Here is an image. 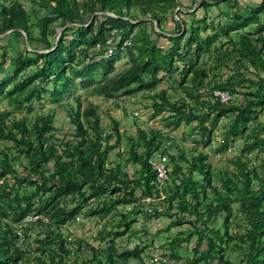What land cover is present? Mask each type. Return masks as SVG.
I'll use <instances>...</instances> for the list:
<instances>
[{"label":"trees","instance_id":"16d2710c","mask_svg":"<svg viewBox=\"0 0 264 264\" xmlns=\"http://www.w3.org/2000/svg\"><path fill=\"white\" fill-rule=\"evenodd\" d=\"M221 4L226 12L220 11ZM179 7L184 8L177 0H0V68L8 60L7 74L0 79V105L5 100L9 107L0 108V264H19L25 259L14 228L31 214L48 221L34 224L47 229L44 238L36 240L34 250L43 258L35 261L54 264L58 259L61 264L71 254V242L61 229L90 202L97 205L88 208L85 217L104 220L119 205L140 204L147 198L152 202L164 199L162 214L174 219L169 228L183 223L195 228L185 239L175 238L168 244L176 260H180L177 251L181 245L196 237L190 264H210L211 259L230 264L224 258L227 250H245L240 264H264V171L251 174L246 168L256 159L253 153H264V122L259 121L264 111V0L247 9H240L237 0H201L191 17L215 7L217 15L227 17V21L213 24L205 16L193 17L187 24L178 10V21H173L177 30L164 35L166 14ZM58 26L64 30L55 42ZM251 26L254 30L248 32ZM68 30H72L71 40L65 37ZM8 35L21 39L24 48L19 54L7 55ZM159 38L166 39L170 47H160ZM219 41L220 45L214 46ZM121 51H126L129 65L111 76ZM212 51L217 55L213 65L199 68L203 55ZM230 58L235 59L233 75L221 81L219 70L228 68ZM30 69H34L32 73L27 72ZM97 74L103 78L95 82L92 77ZM175 75L181 78L178 86L184 100L173 101L166 91L153 95L152 117L167 113L169 118L163 122L171 130L182 123H196L192 129L199 136L196 147L188 152L156 129L136 128V137L126 136L125 143L127 163L134 167L132 174L120 166L109 167V154L119 149L121 136L116 122L111 130L114 143H109L111 134L103 136L93 103L83 107L77 97L75 106L69 108L74 139L66 142L56 134L54 112L39 115L31 123L15 117L23 110L30 111L33 102L40 103L46 95L51 103L60 105L77 85L90 86L91 96L108 100L154 91ZM211 89L227 92L232 100L221 104L204 97ZM235 96L242 98L240 103L233 102ZM203 105L208 109L200 115L195 106ZM224 117L229 124L219 135L215 129ZM238 139L243 142L236 148ZM208 147L214 148L217 157L235 149L239 155L213 172L203 152ZM189 153L192 156L187 157ZM161 157L171 171L169 182L159 189L150 161ZM163 191H170L166 198ZM235 204L238 208H233ZM134 207L121 214L116 229L122 232H114L115 237L130 231L139 214ZM151 208L161 209L155 204ZM218 217L222 222L212 225ZM232 218H242L234 233L230 229ZM101 234L99 242L111 235ZM143 251L144 247L135 246L116 253L111 240L109 248L102 253L94 251L92 259L96 264H102L101 256L107 264L143 263Z\"/></svg>","mask_w":264,"mask_h":264},{"label":"rangeland","instance_id":"374dc122","mask_svg":"<svg viewBox=\"0 0 264 264\" xmlns=\"http://www.w3.org/2000/svg\"><path fill=\"white\" fill-rule=\"evenodd\" d=\"M200 1L201 0H177V3H179L184 8L179 7L176 10L172 12L169 11L166 14L167 24L165 26L166 32L164 33V35H168V33H173L177 30V28H175L173 25V21H178V17L176 14L178 10L182 11L181 16L183 20L187 22V24L191 23L193 17L195 19H198L205 16L208 19V22L213 21V24H222L223 22L227 21V17L217 15L218 10H216L215 7H211L207 11V13H204L203 10H199L196 16L191 17L190 14L198 7ZM260 1L261 0H237V4L240 9H247L251 8L254 4L259 3ZM220 7V11L226 12V7L224 5L221 4ZM184 9L186 10L184 11ZM227 13L230 14L231 11ZM63 30L64 28L60 29L59 26L55 28V36H53L55 37V42L58 40ZM250 30H254V27L251 26L249 29H247L248 32ZM71 32L72 30H68L66 32V40L72 39ZM150 38L154 39L155 36L153 34H150ZM158 41V45L160 47L164 49H168L170 47V43L166 39L159 38ZM223 41L225 40L223 39ZM223 41L222 43H224ZM2 43L3 42H0V46L3 45ZM7 44L9 45V48L7 50L8 56L19 54L24 48L21 39H16L13 35H8ZM116 45L117 44L115 43L112 47L114 48L116 47ZM219 45L220 41L214 46ZM40 46L41 45H36V47ZM32 47L33 45L30 46L29 49ZM227 47L228 46H226L225 48ZM95 52H97V48L95 49ZM89 54H92V52H89ZM216 56V53H214L213 51L211 54L203 55L202 59L199 61V68H210L213 65V62L216 60ZM128 60L129 58L126 54V51H121L120 53H118L111 76L126 69L129 65ZM234 60L235 59L230 58L229 62L227 63L228 68H220L219 75L217 77L219 80L225 81L228 77L233 75L232 71L236 67ZM6 66L7 64L0 68V79L4 78L7 74L5 72L7 71ZM33 70L34 69H30L27 72L32 73ZM9 74H11V71H9ZM102 78L103 76L101 74H97L92 77L95 82L100 81ZM210 79L211 77L207 81H211ZM79 81V79H76V82ZM180 82L181 78L178 75H175L174 78L166 80L158 85L154 91H142L132 96H120L119 98L108 100L103 97L91 96V88H88L90 86L83 88L77 85L69 96L64 97L60 105L51 103L50 97L46 95L40 103L33 102L30 111L23 110L22 112L17 113L15 117H23L26 119L27 123H31L32 120L39 115L54 112L55 119L53 122V126L56 128V134L61 142H66L74 139V130L69 122V117L67 115V113L69 112V108L75 106L77 97L80 98L83 107H86L88 103H93L96 106L97 113L100 117V127L103 130V136L105 134L112 135V138L109 140L110 144H113L115 141V136L111 133L113 126L112 122H116L118 124V131L121 136L120 146L119 149L117 148L109 154V167L115 168L117 166H120L122 170L129 171V173L132 174L134 167H132L130 163H127L129 156L126 150L127 147L125 146V143L126 136L130 135L136 137V128L146 131L149 129H156V131H159L161 134L169 136L171 139H175L174 143L181 144V147H183L184 150H187L188 152L196 147L194 144L199 140V136L195 135L192 131L196 123L190 125L182 123L178 129L171 130L167 128L165 126V123L163 122L164 119L169 118V115L167 113H162L155 117H152L151 113V97L161 91H166L173 101L184 100L185 94L178 86ZM13 85L14 82L12 83V85H10V87H12ZM188 85L189 84L187 81L185 86ZM52 87V84L48 85V88L52 89ZM241 100V97L235 96L233 102L240 103ZM0 108H9L6 105L5 100L1 103ZM195 108L197 110V113L202 115L203 113H206L208 106H195ZM259 121L264 122V111L259 114ZM228 124V119L226 117L222 118L217 124L215 132L221 135ZM242 142V139L235 140L236 148ZM170 144L171 143L169 142L165 143L167 148L170 147ZM213 150V147H208L203 151L208 155V162L211 164L213 172H215L219 168H223L222 166L230 157L239 155L238 150L235 149L233 151L230 150V152L228 153L229 155L227 156L225 155L217 157V155L213 153ZM119 152L120 157H117ZM172 152L175 153L176 150L172 149ZM190 156H192V154H187V157ZM252 158H254L255 161L253 163H250L246 167L247 170L251 171V174L252 172H254L255 174H262L264 170H262L261 168V160H264V153H253ZM252 164L254 165L252 166ZM185 165L186 164H183L182 166ZM230 169H232V167H230ZM198 180L201 181V179ZM213 180V182L215 183V179ZM216 183L218 184L217 181ZM170 188H172V185ZM169 192L170 191H163V195L165 196L164 198H166V194H168ZM163 202L164 199L162 200V198H160L150 203H136L138 205L137 208L134 207L136 204L119 205L104 220L98 217H85L84 212L88 210V208H93L97 205L94 202H90L73 222L67 224L61 229L64 238H66L67 242H71L72 244H69L68 247V249L71 250V254L68 257L64 258V261L61 264H96L94 263V259H92L94 256V251H97L99 253L104 252L109 248L111 240H113L116 253L132 250L135 246L144 247V251L141 255L143 263L131 260L129 264H190L188 260L190 261L194 257L193 248L196 243V237L190 239L189 243L185 242L181 245L180 249L177 251L180 260H176L172 257V250H170L168 244L175 238L185 239L190 232L194 231L195 228L191 223H183L180 226L169 228V224L174 219L168 218L164 216V214H162V210L166 209V204H164ZM154 204L161 209L158 208L157 210H154L153 208H151V205ZM237 206L239 205L235 204V206L233 205V208H238ZM68 207L72 208V203L68 204ZM133 207L136 208V211L138 210L139 212V214L134 219L135 223L131 226L130 231H128L126 234L115 237L114 232H116L117 230V232H122V229H116L117 223L119 222V220H121V214L130 212L131 210H133ZM217 220L218 221H215L214 223H212V225H216L218 222L221 223L223 219L222 217H218ZM237 221L241 222L242 218L240 220H238V218L231 219L230 229L232 233L239 230L238 227H240V225H237ZM29 226L31 225H27L25 229ZM46 230L47 229L44 226L39 227L36 225H32L25 232V235L27 236L26 244H21L19 241H17V246L25 256V259L19 264H37V261H35L34 258H43L42 255L34 249L37 248L36 240H42L46 235ZM101 232L106 234L110 233L111 235L104 238L103 241L99 242L100 237L104 235L101 234ZM241 232H243V228H241ZM204 249L205 247H202V250ZM244 252L245 250H227L225 252L224 258L230 264H240L242 259L244 258L241 253ZM203 254H206V251H203ZM154 258L158 259L157 262L153 261ZM100 260L102 264H107L104 257L101 256ZM57 262H55L54 264L59 263ZM209 262L210 264H219L218 260L216 259H211V261ZM199 264L206 263L201 262Z\"/></svg>","mask_w":264,"mask_h":264},{"label":"built area","instance_id":"2783aa9c","mask_svg":"<svg viewBox=\"0 0 264 264\" xmlns=\"http://www.w3.org/2000/svg\"><path fill=\"white\" fill-rule=\"evenodd\" d=\"M112 50L109 48L108 54H110ZM210 97L211 101H218L221 104H227L232 100V96H230L227 92L211 89L206 90L204 93V97ZM152 170L156 173V185L157 188H162L166 183L169 182L170 168L166 164L165 158H157L150 161ZM152 200L150 198L145 199L143 203H150ZM38 220H41L43 223H47V219L42 218V216L31 214L23 219V221L14 228V233L17 240L22 244L25 242V227L27 225H34ZM157 258H154L153 261L157 262Z\"/></svg>","mask_w":264,"mask_h":264},{"label":"water","instance_id":"95a60500","mask_svg":"<svg viewBox=\"0 0 264 264\" xmlns=\"http://www.w3.org/2000/svg\"><path fill=\"white\" fill-rule=\"evenodd\" d=\"M155 30L157 31V26H156V23H155ZM9 33V32H8ZM26 47H28V44H27V42H26ZM28 50H30V49H28Z\"/></svg>","mask_w":264,"mask_h":264},{"label":"crops","instance_id":"0c3cea01","mask_svg":"<svg viewBox=\"0 0 264 264\" xmlns=\"http://www.w3.org/2000/svg\"><path fill=\"white\" fill-rule=\"evenodd\" d=\"M256 4H258V3H256ZM256 4H254L252 7H254ZM8 61V60H7ZM5 64H8V62H6Z\"/></svg>","mask_w":264,"mask_h":264}]
</instances>
